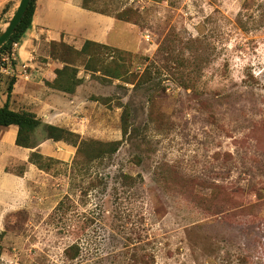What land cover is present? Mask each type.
<instances>
[{"label": "rangeland", "instance_id": "rangeland-1", "mask_svg": "<svg viewBox=\"0 0 264 264\" xmlns=\"http://www.w3.org/2000/svg\"><path fill=\"white\" fill-rule=\"evenodd\" d=\"M84 1L132 12L108 46L133 56L93 50L92 67L126 70L112 79L76 58L83 83L61 107L82 137L121 145L84 174L64 142L45 171L15 179L27 165L11 160L0 178V264H128L138 247L155 264H264V21L241 28L246 0ZM11 78L0 70V94ZM46 136L41 127L33 140ZM74 243L81 254L69 262Z\"/></svg>", "mask_w": 264, "mask_h": 264}, {"label": "crops", "instance_id": "crops-1", "mask_svg": "<svg viewBox=\"0 0 264 264\" xmlns=\"http://www.w3.org/2000/svg\"><path fill=\"white\" fill-rule=\"evenodd\" d=\"M19 2L0 0V24L15 11ZM36 4L32 26L23 37L18 54L20 63L28 62L33 68L28 78L16 79L9 104L11 109L35 112L46 124L70 127V117L65 116L61 107L70 99L66 93L48 87L45 81L53 77V66L61 67L50 57V44L63 41L80 49L86 41H93L113 46L109 43L110 34L120 21L109 14L85 8L83 0H37ZM7 101V92L1 93L0 108ZM17 134L15 125L0 128V178L8 175L6 167L11 160L15 165H27L24 175L37 169L28 162L32 150L16 145ZM59 143L47 139L42 145L38 143L36 149L46 156H59ZM22 176L9 174L15 179Z\"/></svg>", "mask_w": 264, "mask_h": 264}, {"label": "trees", "instance_id": "trees-1", "mask_svg": "<svg viewBox=\"0 0 264 264\" xmlns=\"http://www.w3.org/2000/svg\"><path fill=\"white\" fill-rule=\"evenodd\" d=\"M37 0H31V3L22 18L21 22L15 29L13 35L9 40L0 48V54L10 48L13 42H19L25 36L27 31L32 26L33 17L36 11ZM256 0H246L243 5V14L239 19L241 28L249 29L250 23L252 27L249 30H259L262 27L264 21V7L259 4L257 8ZM83 6L85 8V1ZM89 9V8H87ZM101 13V12H99ZM117 20H123L130 22L134 19L132 12L124 11L118 17ZM98 48H105L109 53L117 54V59L121 60L126 55H131L121 50L111 49L108 45L100 44L93 41H86L81 49H77L72 45H69L63 41L51 42L50 44V57L61 67L52 68L53 77L46 79V85L50 88L58 91L74 94L78 86L83 83V80L78 77L79 66L77 65V59L85 56L86 60L83 65L87 71L101 72L104 79L121 78L126 74V70H122L120 67H100L91 66V62L96 58V50ZM250 78H252V75ZM249 77V76H248ZM16 83L15 78H11L9 87L7 89L8 101L3 107L0 108V128L9 127L15 125L18 127V134L16 138V145L19 147L31 149L29 156V163L35 165L39 170L45 171L53 163L59 161L55 160L52 156H46L39 152L36 148L38 144L34 142L33 135L38 129L43 127L47 133L46 139H50L55 142H64L68 145L76 148L74 159L72 160L71 169L74 172L84 174V171H88L91 165L95 163H101L105 158L114 155L120 145L121 141H110L103 142L92 138H84L74 130L65 127L57 126L52 124H44L42 120L37 116L35 112L28 109L15 110L11 109L9 100L13 91L14 84ZM128 114L124 111L122 117V132L123 136L126 137L129 133V119ZM58 159V158H57ZM25 170H21L18 175L22 176ZM69 200V196H66L59 202L55 208V214H60V218H63L67 212L66 201ZM139 250L134 252L131 256V261L128 264H155V256L150 252H141L142 247H138ZM81 254V248L78 243L70 245L64 251V256L67 261L73 262L79 258Z\"/></svg>", "mask_w": 264, "mask_h": 264}, {"label": "built area", "instance_id": "built-area-1", "mask_svg": "<svg viewBox=\"0 0 264 264\" xmlns=\"http://www.w3.org/2000/svg\"><path fill=\"white\" fill-rule=\"evenodd\" d=\"M22 41L13 42L9 49H7L2 56V65L0 70L2 73L17 79L18 77H29V63L18 61V54L21 49Z\"/></svg>", "mask_w": 264, "mask_h": 264}, {"label": "water", "instance_id": "water-1", "mask_svg": "<svg viewBox=\"0 0 264 264\" xmlns=\"http://www.w3.org/2000/svg\"><path fill=\"white\" fill-rule=\"evenodd\" d=\"M30 3L31 0H20L15 11L0 24V48L13 35L15 29L24 17ZM21 41H23V38Z\"/></svg>", "mask_w": 264, "mask_h": 264}]
</instances>
